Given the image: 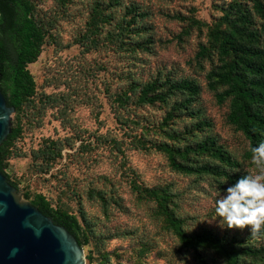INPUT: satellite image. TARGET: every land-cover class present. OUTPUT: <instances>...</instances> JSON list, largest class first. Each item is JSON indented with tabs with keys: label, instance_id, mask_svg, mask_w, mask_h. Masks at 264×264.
<instances>
[{
	"label": "rangeland",
	"instance_id": "rangeland-1",
	"mask_svg": "<svg viewBox=\"0 0 264 264\" xmlns=\"http://www.w3.org/2000/svg\"><path fill=\"white\" fill-rule=\"evenodd\" d=\"M99 2L106 4L103 21L91 33L87 26ZM231 2L38 0V12L51 21L50 37L28 68L38 91L65 93V110L59 113L57 107L47 108L40 125H24L15 143L17 155L8 159L5 171L18 182L22 197L24 190L41 192L53 205L64 206L87 224L92 240L83 247L85 257L96 248L107 253V264H201L191 251L178 248L176 237L164 229L162 218L155 213L154 203L137 197L132 181L140 186H165L173 193L172 210L184 220L187 231L206 227L255 245L264 243V229L253 235L249 227L219 225L215 201L223 188L217 179L177 172L168 165L166 155L151 146L193 144L212 135L237 160L238 170L256 173L251 158L244 156L248 141L226 121L229 101L217 102L215 91L207 88L206 74L216 57H196L199 45L206 42L207 26ZM133 6L135 10L129 12ZM130 17H134L132 24L119 30L118 24ZM189 17L204 24L194 26ZM80 39H94V44H82ZM167 76L192 79L200 86L188 109L176 110L173 119L162 125L173 103L184 99L176 94L166 103L129 104L117 116L114 96L118 91L130 90L134 97L142 84ZM203 119L211 127L196 129ZM170 130L178 133L177 139L167 137ZM65 136L72 138L62 158L47 173L40 172L31 152L44 138ZM192 162L216 161L198 156ZM206 255V264H222L212 260L210 253ZM86 264L97 261L86 259Z\"/></svg>",
	"mask_w": 264,
	"mask_h": 264
},
{
	"label": "trees",
	"instance_id": "trees-1",
	"mask_svg": "<svg viewBox=\"0 0 264 264\" xmlns=\"http://www.w3.org/2000/svg\"><path fill=\"white\" fill-rule=\"evenodd\" d=\"M231 1L222 7L218 19L207 26L206 42L199 45L196 57L209 60L216 57V62L206 74L207 88L215 91L217 102L229 101L226 121L248 141L244 156L251 158V148L264 141V0ZM37 6L38 0H0V90L7 105L14 107L12 130L0 145V171L17 189L18 182L10 178L5 168L8 159L17 155L15 143L22 136L24 125H40L47 108L57 107L59 113L65 110V93L38 91L28 68L29 64L38 60L43 45L50 37L51 21L38 12ZM105 7L102 2L94 6L87 26L91 33L97 28L98 21H103ZM134 10L135 6L129 12ZM177 18L188 19L183 16ZM133 19L130 17L128 21L120 22L119 30H125ZM189 21L194 26L204 24L195 17H189ZM91 40L94 39H80V42L92 43ZM83 46L86 48V45ZM199 93L200 86L194 80H174L167 76L163 81L154 79L142 84L134 97L130 90L118 91L114 96V109L118 116L119 110L129 104L166 103L170 97L180 95L184 99L173 103L161 122L166 125L173 119L176 110L188 109ZM209 127L211 122L206 119L195 125L198 130ZM176 134L172 130L166 132L172 140L178 138ZM71 138H44L40 146L31 152L33 164L39 167L40 172L47 173L62 158L64 148L71 145ZM151 146L166 155L171 169L186 175L212 176L223 190L247 174L237 169V160L212 135L193 144L164 142ZM198 156H208L216 162H192V158ZM131 187L137 197L154 203L155 213L162 218L164 229L176 237L178 248L191 251L201 264L208 263L206 253L222 264H264V243L255 245L235 235H220L206 227L187 231L183 226L184 220L172 210L174 194L165 186H140L132 181ZM23 198L51 217L54 223L66 227L82 247L92 240L87 224H82L77 214L62 205H53L43 193L24 190ZM86 259L89 263L108 262L107 253L96 248L93 252L88 251Z\"/></svg>",
	"mask_w": 264,
	"mask_h": 264
},
{
	"label": "water",
	"instance_id": "water-1",
	"mask_svg": "<svg viewBox=\"0 0 264 264\" xmlns=\"http://www.w3.org/2000/svg\"><path fill=\"white\" fill-rule=\"evenodd\" d=\"M13 112L0 90V145L12 130ZM0 264H86L75 236L19 195L1 171Z\"/></svg>",
	"mask_w": 264,
	"mask_h": 264
},
{
	"label": "clouds",
	"instance_id": "clouds-1",
	"mask_svg": "<svg viewBox=\"0 0 264 264\" xmlns=\"http://www.w3.org/2000/svg\"><path fill=\"white\" fill-rule=\"evenodd\" d=\"M251 153L256 173L242 175L223 194L220 192L215 214L221 227L240 230L249 227L255 235L264 229V141L253 146Z\"/></svg>",
	"mask_w": 264,
	"mask_h": 264
}]
</instances>
